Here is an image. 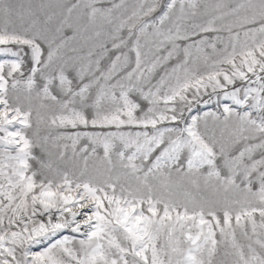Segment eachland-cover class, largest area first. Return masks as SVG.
<instances>
[{
  "label": "snow or ice",
  "instance_id": "obj_1",
  "mask_svg": "<svg viewBox=\"0 0 264 264\" xmlns=\"http://www.w3.org/2000/svg\"><path fill=\"white\" fill-rule=\"evenodd\" d=\"M0 264H264V0H0Z\"/></svg>",
  "mask_w": 264,
  "mask_h": 264
}]
</instances>
